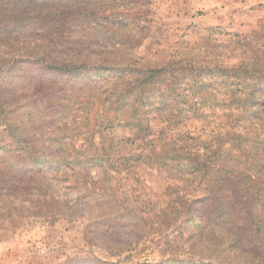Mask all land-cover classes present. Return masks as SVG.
<instances>
[{"label": "rangeland", "instance_id": "374dc122", "mask_svg": "<svg viewBox=\"0 0 264 264\" xmlns=\"http://www.w3.org/2000/svg\"><path fill=\"white\" fill-rule=\"evenodd\" d=\"M256 57L264 0H0V264H264V199L226 226L200 201H232L238 163L195 189L160 159L173 128L226 134L215 66ZM200 71L227 106L170 125L160 100L177 78L199 99Z\"/></svg>", "mask_w": 264, "mask_h": 264}, {"label": "trees", "instance_id": "16d2710c", "mask_svg": "<svg viewBox=\"0 0 264 264\" xmlns=\"http://www.w3.org/2000/svg\"><path fill=\"white\" fill-rule=\"evenodd\" d=\"M258 60L257 57L253 61L245 60L240 64L233 65L231 69L223 68L218 62V65L215 66L216 69L219 67L217 73L220 75H226L229 71V76L233 77L230 84H223V87L230 89L227 92L231 104L230 110L219 116L223 119L226 118L224 123L219 124L220 128L226 129L224 132L226 134L214 135V131H211L208 132V138L202 140L201 136H191L189 132L183 136L173 128L177 137L170 136L172 139L160 156L163 166H169L172 169L178 168L181 172L192 174V182H200L195 189L203 186L204 183L212 182L215 173L220 170L216 169V166L223 157L238 163L242 168L240 179L244 177L246 182L235 183L234 191L236 193L232 201L224 200L219 193L200 200L211 202V215L214 217L215 223H223L224 226L233 223L234 213L240 210L239 207L242 204L246 206L247 203L241 202L243 197L246 196L250 200L247 204L249 206H252L254 198L264 199V142L261 138L262 133H264V105L261 103L264 99V93L261 90L264 83V69ZM216 69L210 71L213 72ZM156 73L161 74V71ZM260 73H262L261 76ZM203 74V71L197 73L199 80L196 79L197 84L191 87V89H198L202 93L199 99L182 100L177 94L175 96L174 93L178 90L177 78L173 82L176 87L171 88L172 95L160 100L162 107L170 109V112L166 114L170 125H173L177 118L182 119L183 114H185L183 111L190 110L194 105H199L198 108L200 109L206 106L211 107L214 112L216 107L227 106L222 104V100L217 97L209 99L204 96L205 90L214 86L215 82L204 80ZM181 104H185L186 108L180 106ZM180 122L182 121L178 119L177 123ZM226 144H228L227 148L225 147ZM201 145L203 146L202 150ZM35 158L39 161L38 156ZM249 163L252 164L251 170H247ZM242 193L244 194L243 197L240 196Z\"/></svg>", "mask_w": 264, "mask_h": 264}]
</instances>
